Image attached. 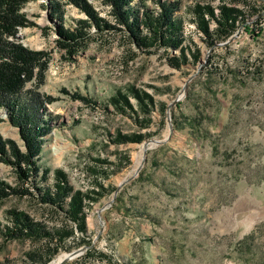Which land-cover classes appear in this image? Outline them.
Returning a JSON list of instances; mask_svg holds the SVG:
<instances>
[{"label": "rangeland", "instance_id": "rangeland-1", "mask_svg": "<svg viewBox=\"0 0 264 264\" xmlns=\"http://www.w3.org/2000/svg\"><path fill=\"white\" fill-rule=\"evenodd\" d=\"M170 1L180 3L175 14L183 22V35L201 51L196 64L180 70L167 64L162 50L148 54L130 43L104 0L86 2L114 29L98 31L90 24L86 49L73 60L56 45V29L87 20L78 7L69 0H26L19 10L26 25L17 26L8 39L47 55L42 79L35 68L23 88L40 94L44 109L38 113L50 126L38 160L41 168L50 169L42 184L50 185L51 171L60 169L73 188L86 191L96 186L93 159L111 162L107 177L98 179L102 195L86 209L84 237L90 243L73 248H80L79 254L63 264H264V8L259 14L244 10L245 23L228 40L207 47L187 11L196 0ZM203 1L215 8L222 2ZM133 2L159 10L157 0ZM55 3L59 15L51 16ZM130 84L165 104L162 129L156 110L149 127L141 129L111 107L104 109L114 90ZM117 131L150 136L141 143L115 145L108 135ZM0 137L25 150L4 106ZM143 143L148 148L137 166ZM1 158L0 181L33 191ZM11 209L54 224L37 198L12 194L0 199L1 226L9 223ZM33 246L29 240L0 237V264H41L27 255ZM88 250L93 256L85 259ZM70 251H60L48 263Z\"/></svg>", "mask_w": 264, "mask_h": 264}, {"label": "trees", "instance_id": "trees-1", "mask_svg": "<svg viewBox=\"0 0 264 264\" xmlns=\"http://www.w3.org/2000/svg\"><path fill=\"white\" fill-rule=\"evenodd\" d=\"M25 1L0 0V107H6L9 120L19 127L25 147L22 151L13 140H3L0 137V155L2 161L13 166L18 181L22 185L30 184L33 191L24 187L11 188L0 181V199L12 194L37 198L45 206L46 216L54 224L49 226L23 211L11 209L6 214L9 223L0 225V237L3 241L29 240L35 244L27 253L32 263L47 264L60 251L89 245V240L84 237L87 231L86 209L102 195L104 187L98 179L101 176L107 177L106 165L111 162L98 157L93 159L96 167L91 168L90 172L96 186L86 191L73 188L68 175L60 169L51 171L50 185L42 184L48 178L50 169L41 168L38 160L43 137L50 130V126L38 113V109H44L40 94L33 90L24 91L23 88L34 76L35 68L36 77L42 79L47 66V55L43 51L29 50L8 39L15 35L17 26L26 25L24 16L19 13ZM69 1L87 17V20H77L73 28L60 25L56 29V45L63 51L65 58L73 60L76 54L86 49L90 24L98 31L114 27L100 18L86 0ZM104 1L112 6L114 19L123 25L130 43L142 52L149 54L162 50L161 54L167 64L177 70L200 60L199 46L183 35V22L175 14L180 9L178 1L157 0L159 10H148L145 7L142 9L143 6H135L133 0ZM53 7L50 15L58 16V4L55 3ZM263 8L264 0H228V3L222 0L216 8L207 1L196 0L188 6L187 11L191 16L190 22L202 35L201 40L207 47H213L216 43L228 40L238 25L245 23L244 10L259 14ZM73 95L83 102L89 101L78 93ZM44 99L47 103L52 101L49 97ZM103 107L105 110L111 107L114 113L125 115L141 129L149 127L152 112L155 110L160 116L159 129L165 123V104L157 102L152 93L139 89L134 84L114 90L103 103ZM149 136V132L140 131H117L108 135L110 142L115 145L141 143ZM37 181L41 183L38 184ZM77 233L82 235L80 239H76ZM69 240L72 241L71 245H67ZM90 251L84 255L85 259L93 256Z\"/></svg>", "mask_w": 264, "mask_h": 264}, {"label": "bare ground", "instance_id": "bare-ground-1", "mask_svg": "<svg viewBox=\"0 0 264 264\" xmlns=\"http://www.w3.org/2000/svg\"><path fill=\"white\" fill-rule=\"evenodd\" d=\"M148 144V143H147ZM147 144L146 143H143L140 148H139V151H138V155H137V159L138 161L136 162L137 166H138V162L139 161V158H141V156L143 155L144 152H146V149L148 148L147 147ZM137 166H135V169L138 168ZM67 258V254H61L59 256H57L55 259H53L50 263L48 264H63V260ZM73 258V257H72Z\"/></svg>", "mask_w": 264, "mask_h": 264}, {"label": "water", "instance_id": "water-1", "mask_svg": "<svg viewBox=\"0 0 264 264\" xmlns=\"http://www.w3.org/2000/svg\"><path fill=\"white\" fill-rule=\"evenodd\" d=\"M176 101H177V100H176ZM167 120H168V127H169V129L171 130V129H172V123H171V119H170V115H169V113H168V116H167ZM150 142L153 143V144L161 143L159 140H151ZM79 252H80V248H77V249H75V250L70 251V252L67 254V258H65V259L63 260V262H66L68 259H71L72 257L78 255Z\"/></svg>", "mask_w": 264, "mask_h": 264}, {"label": "built area", "instance_id": "built-area-1", "mask_svg": "<svg viewBox=\"0 0 264 264\" xmlns=\"http://www.w3.org/2000/svg\"><path fill=\"white\" fill-rule=\"evenodd\" d=\"M106 6H107V8H109L111 10L112 7L110 4H107Z\"/></svg>", "mask_w": 264, "mask_h": 264}]
</instances>
